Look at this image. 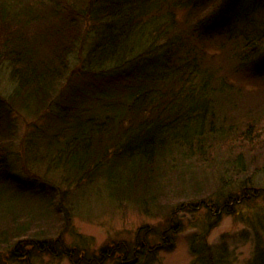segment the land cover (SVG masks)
<instances>
[{
  "label": "trees",
  "instance_id": "obj_1",
  "mask_svg": "<svg viewBox=\"0 0 264 264\" xmlns=\"http://www.w3.org/2000/svg\"><path fill=\"white\" fill-rule=\"evenodd\" d=\"M215 6L193 29L177 28V9L192 15ZM225 9L230 14L221 20ZM88 20L93 25L85 35ZM86 36L96 40L74 77L87 86H74L65 97L60 83ZM207 37L222 38L223 55L232 49L233 70L264 83V1L0 0V68L7 67L14 85L8 96L0 94V218L5 195L33 190L12 174L19 117L34 118L39 128L52 115L59 123L47 140L50 160L79 179L102 174L120 203L151 209L182 196L180 203L195 212L205 205L207 166L221 173L222 186L228 176L248 183L249 172L264 163V127L256 119L242 125L219 110L217 94L243 90L220 74L218 53L199 50ZM223 148L229 150L224 160ZM18 217L9 214L13 224L0 226V250L14 247L3 264L50 252L46 242L24 239L30 227ZM171 229L179 233L178 226ZM148 248L119 245L100 255L118 253L128 264L130 254ZM210 255L209 264L221 262Z\"/></svg>",
  "mask_w": 264,
  "mask_h": 264
},
{
  "label": "rangeland",
  "instance_id": "obj_2",
  "mask_svg": "<svg viewBox=\"0 0 264 264\" xmlns=\"http://www.w3.org/2000/svg\"><path fill=\"white\" fill-rule=\"evenodd\" d=\"M216 10L215 6L206 12L197 11L190 15L189 10L179 8L175 12L177 28L181 31L193 29L198 21ZM219 14L223 20L230 13L225 9ZM92 25L88 20L85 35ZM95 40L94 36H86L81 47L71 56L65 80L58 89L64 92L63 95L67 89L65 97L74 86H87L74 77V73L82 72L86 67L85 57ZM222 42L220 37H207L201 44L204 47L199 46V50L208 56L218 53L216 64L222 63L225 67V72L220 74L227 78L231 87H242L243 92L226 90L217 94L219 110L225 109L242 125L249 119H256L264 127V83L254 75L238 72L237 66L233 70L231 59L235 56L231 54L232 49L224 55L219 52ZM13 88L9 71L2 65L0 94L8 96ZM16 123L18 134L13 146L12 174L35 194L29 191L23 196L5 195L3 216H19L18 221L28 223L30 227L28 234H22L24 239L46 242L51 248L50 252H37L26 261L13 264H99L102 261V264H125L118 253L110 256L111 259L109 254H113L111 252L119 245L133 249L136 243H142L143 248L149 246L148 254H142L139 249L136 256L130 254L128 264H209L206 255L210 254V259H222L218 264H255L260 258L264 264V163L253 167L248 183L241 179L232 181L228 176L224 181L226 186L220 183L221 173L217 172L215 176V167L207 166L205 174L209 179L203 184L207 192L203 199L205 205L195 212L185 209L184 202L180 203L182 196L146 209L111 198L102 174L98 173L90 180L79 179L67 166L50 160V141L47 140L51 139L59 123L52 115L38 122L39 128H35L36 121L31 117H19ZM228 151L223 148L224 154L218 157L226 159ZM231 198L237 201L232 204ZM174 209L177 213L172 215ZM5 218H0V226H11L12 219ZM174 226L179 227L177 235L171 232ZM204 246L207 251L202 249ZM13 250L14 247L0 250V264L5 263ZM101 251L108 254L107 259L101 258Z\"/></svg>",
  "mask_w": 264,
  "mask_h": 264
}]
</instances>
